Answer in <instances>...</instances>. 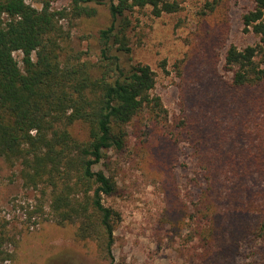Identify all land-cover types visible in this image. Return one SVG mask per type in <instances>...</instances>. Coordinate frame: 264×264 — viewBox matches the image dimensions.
I'll return each mask as SVG.
<instances>
[{
  "label": "rangeland",
  "instance_id": "1",
  "mask_svg": "<svg viewBox=\"0 0 264 264\" xmlns=\"http://www.w3.org/2000/svg\"><path fill=\"white\" fill-rule=\"evenodd\" d=\"M44 1L61 10L69 8L71 0L27 3L41 9ZM180 1L182 9L173 14L156 17L151 8L127 14L132 21L130 59L156 72L153 93L161 97L167 119L137 118L129 125L126 149L111 152L96 166L118 184L117 193L104 198L105 205L121 218L114 233L113 264H261L263 244L249 230L258 215L264 214L259 165L250 167L248 174L240 170L245 184L238 200L258 205L239 209L245 215L235 231L231 225L238 219L231 213L238 203L234 199L237 178L232 181L228 174L233 159L264 155V84L234 89L232 73L224 70L230 45L243 49L259 40L245 32L242 23L254 4L221 0L211 11L207 4L213 0ZM96 7L98 14L93 18L62 21L69 32L67 44L75 51L88 52L92 60L100 52L99 32L111 23L109 5ZM15 57L22 65V54L16 52ZM175 119H185L187 126L177 127ZM72 131L80 139L87 137L81 125ZM202 152L222 158L210 170L219 187V221L228 230L223 245L211 247L213 255L206 259L207 249L190 239L196 224L188 220L204 188L199 181L204 174L198 157ZM18 174V167L0 160V213L10 222L15 237L9 246L14 257L4 264H110L94 243L76 240L75 227L39 217L28 220L20 204H34L37 194L23 188ZM203 234L208 235V230Z\"/></svg>",
  "mask_w": 264,
  "mask_h": 264
},
{
  "label": "trees",
  "instance_id": "2",
  "mask_svg": "<svg viewBox=\"0 0 264 264\" xmlns=\"http://www.w3.org/2000/svg\"><path fill=\"white\" fill-rule=\"evenodd\" d=\"M250 1L254 7L243 15L242 23L244 31L259 40L243 49L230 45L224 56V70L232 73L231 87L237 90L264 84V0ZM181 2L71 0L69 8L54 10L49 1L38 9L27 0H0V160L18 167L23 188L37 194L34 204H20V208L28 220L39 217L62 227H75L76 240L94 243L110 264L114 262V233L121 218L105 205L104 198L115 195L118 184L96 166L111 152L126 149L129 125L137 118L154 122L167 119L161 97L153 93L156 72L130 59L132 21L127 14L151 8L152 14L160 17L179 12ZM220 2L213 0L207 5L214 11ZM103 4L109 5L111 23L99 32L100 52L92 60L88 52L75 51L67 44L69 32L62 21L93 18L98 14L96 6ZM16 52L22 54V65ZM175 120L179 121L177 127L187 126L185 119ZM76 125L85 128V139L73 133ZM198 157L204 171L199 181L204 188L188 220L196 224L190 239L207 249L206 259L213 255L211 247L223 245L228 230L219 221V187L210 170L222 158L205 152ZM263 157L259 153L231 161L228 175L232 181L237 178L233 197L238 201L231 213L238 219L231 225L233 231L245 215L239 209L258 205L238 200L245 184L240 170L248 174L250 167L259 165V179H264ZM258 217L249 230L263 244L264 264V214ZM10 229V222L0 213V264L14 257L9 246L15 237ZM205 229L208 235L203 234Z\"/></svg>",
  "mask_w": 264,
  "mask_h": 264
}]
</instances>
